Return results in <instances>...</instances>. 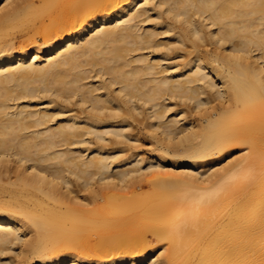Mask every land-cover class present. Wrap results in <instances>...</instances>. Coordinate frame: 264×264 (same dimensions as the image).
I'll list each match as a JSON object with an SVG mask.
<instances>
[{
	"label": "bare ground",
	"instance_id": "1",
	"mask_svg": "<svg viewBox=\"0 0 264 264\" xmlns=\"http://www.w3.org/2000/svg\"><path fill=\"white\" fill-rule=\"evenodd\" d=\"M263 158L264 0H0V264H264Z\"/></svg>",
	"mask_w": 264,
	"mask_h": 264
},
{
	"label": "rangeland",
	"instance_id": "2",
	"mask_svg": "<svg viewBox=\"0 0 264 264\" xmlns=\"http://www.w3.org/2000/svg\"><path fill=\"white\" fill-rule=\"evenodd\" d=\"M181 104H182V102L180 104L178 103V107L176 109L182 108L184 103H183V105H181ZM180 105L182 107H180ZM185 108L187 109L188 107L184 105V109ZM186 112H189V108ZM192 115H191V118H193L196 115V113L193 112ZM242 115L243 114L240 113L238 116H242ZM142 124L138 123V125L137 124L134 125L136 127L133 126L131 129V130L134 129V131H130V133L131 132L133 133V135H132L133 138L136 135L135 138L133 139L136 141L130 142V140H129V142L127 141L128 142L127 144L125 142H123L122 144H120V146H122V145L124 147L126 146V148H128L127 149L128 151L132 152L134 150L133 151L134 153H139L140 157L146 159L149 156L154 154V151H152L151 149H153L152 147L155 145V142L153 143V138L151 139V137H154V136L149 137L150 135H153V134H148V132H147L148 128L146 130V127L144 126V124L143 125ZM149 139H151V141ZM152 144H154V145H152ZM108 145L112 146L110 143ZM243 147L244 146H240L239 148H243ZM239 148L232 152L235 155H229L226 160H231V159L236 158L237 157L236 152H238ZM125 153H127V152H125ZM184 160H188V159H184ZM196 160L199 161L201 159H196ZM263 161H264V158H263ZM218 162H220V161H218ZM165 163L168 164L169 169H172V167H175V166H176V168H178L177 170H180V171L190 169L188 164H182V165L175 164V166H174V164L172 162L167 161ZM208 168H209V166L205 164L200 168V170L205 171V170H208ZM224 174H226V172H224L222 175H224ZM176 176L177 175H171V173L170 174L164 173L161 176L160 175H154V174H146V176H143L139 180L142 187L137 189L138 194L136 193L134 196L130 197L132 203L133 204H142V203L147 204L150 202L155 203L156 200H155V198H153L152 192H153L154 187H156L158 185L163 186V187H161V189H162L161 192H162L163 196L159 199V201L163 202V201H170L173 199L178 200L181 196H183L187 192L188 188L184 187V185H182V184H179V185L175 184L176 183L175 182ZM217 182H218V179L217 180L215 179L213 184H217ZM260 189H264V184H263V186H260ZM255 203L260 205L263 203V200L257 199L255 201ZM219 215H224L227 218V215H228L227 210L225 208L221 207L219 210V213H218V216ZM167 218H168L167 215H165L162 218H160V220L165 221V220H167ZM227 220L229 221L230 219H226V221ZM231 220L235 221L236 218H235V220L234 219H231ZM189 240L193 243V246H196L199 242L198 236L195 238L191 237ZM154 241H157V239H154ZM158 244L159 245L157 246V249H155L154 252L159 258H161L162 260H165L169 254V251H168L169 242L166 239H163V241L161 243H158ZM186 251H187L186 249L181 248L180 250H178L174 254V260H175L176 264H186L187 263L188 254Z\"/></svg>",
	"mask_w": 264,
	"mask_h": 264
}]
</instances>
